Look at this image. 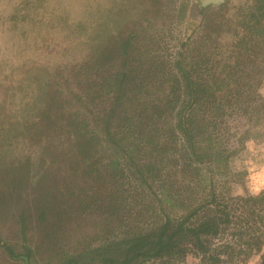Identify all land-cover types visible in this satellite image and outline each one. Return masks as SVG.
I'll use <instances>...</instances> for the list:
<instances>
[{
  "label": "trees",
  "instance_id": "1",
  "mask_svg": "<svg viewBox=\"0 0 264 264\" xmlns=\"http://www.w3.org/2000/svg\"><path fill=\"white\" fill-rule=\"evenodd\" d=\"M250 1L239 10L240 20L232 28L237 40L223 45V53L228 54L227 60L244 53L257 65V57L247 51L259 45L264 48V0ZM199 5L201 14L204 7ZM216 24H206L204 40L208 29L220 26ZM217 35L210 34L211 46ZM201 43L190 38L169 61L150 65L131 53V42L114 48L106 43L91 61L74 67L72 78L79 80L75 104H61L60 116L44 110L24 123L27 131L37 130L47 151L58 150L66 156L76 153L82 160V175L106 185L102 194L108 219L118 216L119 208H128L131 200L140 206L146 198L151 200L150 223L149 219L140 220L143 215L138 210L135 223L120 218L122 231H111L100 242L96 236L74 252L50 253L43 263L41 250L28 244L27 217L21 212L18 249L0 233L1 257L21 264H186L191 255L204 264H231L234 256L244 255L243 245L247 250L264 245V191L226 199L209 189L194 202L190 195L187 199L191 201L183 197L184 191L193 190L184 188L181 173H197L203 165L210 170L212 164L228 160L229 148L222 146L218 135L225 127L224 118L229 119L231 110L240 108V101L264 104L259 94L264 72L237 75L218 71L215 49L201 52ZM117 54L121 59L114 67L116 59L110 56ZM240 82L243 88H235ZM45 127L47 131L42 130ZM5 130L7 136L11 125L1 132ZM6 156L7 151L0 153V174H8V168L18 163L14 159L10 165ZM35 163L36 159L30 158L26 168ZM6 186L0 192V206L10 203L12 192L19 189L16 185L11 188L10 183ZM180 198L178 213L168 212V202ZM90 205L99 209L95 199ZM52 214H56L53 208L42 207L37 222L47 223ZM224 236L236 238L235 244L241 248L219 246L216 242ZM260 264H264V254Z\"/></svg>",
  "mask_w": 264,
  "mask_h": 264
},
{
  "label": "rangeland",
  "instance_id": "2",
  "mask_svg": "<svg viewBox=\"0 0 264 264\" xmlns=\"http://www.w3.org/2000/svg\"><path fill=\"white\" fill-rule=\"evenodd\" d=\"M249 2L0 0V153L7 151L6 159L10 165L18 159L15 167L8 168L9 175L0 174V192L5 191L8 183L11 188L19 187L15 191L18 195L12 192L10 203L0 206L2 236L18 249L17 219L21 212L25 213L28 244L41 250L44 263L50 253L74 252L96 236L100 242L107 233L122 231L120 218L135 223L138 210L143 215L140 220L149 219L150 223L151 200L146 198H142L140 206L131 200L128 208H119L118 216L108 219L107 202L102 194L106 185H99L82 175V160L76 153L66 156L58 150L47 151L37 130L25 129V120L39 117L44 110L60 116L61 104H75L79 80L72 78L74 67L91 61L90 58L97 55L106 43L114 48L129 41L133 44L131 53L138 54L150 65L157 60L169 61L183 42L197 39L202 41L199 45L201 52L209 53L210 48L215 49L220 60L216 64L218 71L230 70L237 75L264 72V48L261 45L247 51L257 57V65L244 53L230 60H227L228 54L223 53V45L237 40L232 35V28L240 20L239 10L245 9L244 4ZM221 3L223 5L219 6ZM199 4L204 7L201 14ZM209 21L220 26L212 31L208 29L204 40ZM212 33L218 34L213 46L208 43ZM110 58L116 59L113 65L118 67L121 55H111ZM260 81L259 94L264 101V76ZM243 86L244 83L240 82L235 88L242 89ZM238 105L240 108L235 112L231 110L233 114L228 115L229 119L224 118L225 127L218 132L222 146L229 148L228 160L212 164L211 171L203 165L197 173H181L184 188L193 190L184 191L185 200L191 201L187 199L190 195L194 202L209 189L226 199L255 196L264 191L253 193L248 180L250 162L253 166L264 164V104L240 101ZM37 123L41 125L39 121ZM10 125L12 130L6 136L7 130L1 131ZM42 130L47 131L46 127ZM249 142L253 144L251 152L247 148ZM30 158L36 159V163L26 168ZM93 199L99 209L90 205ZM179 201L181 198L177 202H168L167 211L178 213ZM42 207L56 211L47 223L37 222V211ZM235 240L224 236L216 243L219 246L227 244L230 249L241 248ZM242 249L244 255L234 256L231 264H260L264 245L248 250L243 245ZM221 257L226 259V255ZM185 263L204 264L199 257L191 255L186 257ZM0 264L21 263H12L0 256Z\"/></svg>",
  "mask_w": 264,
  "mask_h": 264
},
{
  "label": "clouds",
  "instance_id": "3",
  "mask_svg": "<svg viewBox=\"0 0 264 264\" xmlns=\"http://www.w3.org/2000/svg\"><path fill=\"white\" fill-rule=\"evenodd\" d=\"M248 150L253 151V144L249 142L247 145ZM248 180H249V188L253 193L264 189V164L260 165H251L248 168ZM255 264V262H253Z\"/></svg>",
  "mask_w": 264,
  "mask_h": 264
},
{
  "label": "water",
  "instance_id": "4",
  "mask_svg": "<svg viewBox=\"0 0 264 264\" xmlns=\"http://www.w3.org/2000/svg\"><path fill=\"white\" fill-rule=\"evenodd\" d=\"M221 1H224V0H205L206 3H219Z\"/></svg>",
  "mask_w": 264,
  "mask_h": 264
}]
</instances>
